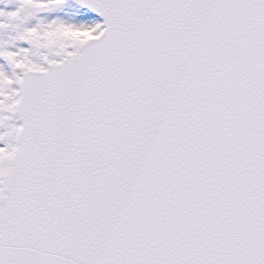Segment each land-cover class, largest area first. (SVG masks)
Here are the masks:
<instances>
[{
	"label": "snow or ice",
	"instance_id": "6c2138e0",
	"mask_svg": "<svg viewBox=\"0 0 264 264\" xmlns=\"http://www.w3.org/2000/svg\"><path fill=\"white\" fill-rule=\"evenodd\" d=\"M0 264H264V0H0Z\"/></svg>",
	"mask_w": 264,
	"mask_h": 264
}]
</instances>
